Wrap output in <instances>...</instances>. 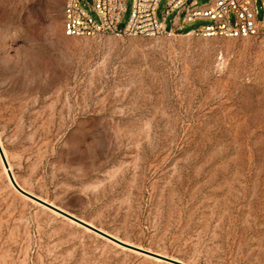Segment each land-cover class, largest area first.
<instances>
[{
    "label": "rangeland",
    "instance_id": "1",
    "mask_svg": "<svg viewBox=\"0 0 264 264\" xmlns=\"http://www.w3.org/2000/svg\"><path fill=\"white\" fill-rule=\"evenodd\" d=\"M64 7L0 0V144L16 183L185 264H264V34L186 33L202 20L174 36L68 37ZM131 13L128 0L120 32ZM0 264L168 263L20 195L0 158Z\"/></svg>",
    "mask_w": 264,
    "mask_h": 264
},
{
    "label": "built area",
    "instance_id": "2",
    "mask_svg": "<svg viewBox=\"0 0 264 264\" xmlns=\"http://www.w3.org/2000/svg\"><path fill=\"white\" fill-rule=\"evenodd\" d=\"M98 16L95 21L80 4V0H65L64 34L68 37L94 38L103 34L120 37L174 36L185 26L202 20L211 24L186 32L196 36L249 38L264 34V21L258 22L256 0H213L208 6L197 8V0L188 5L187 0H167L163 22L156 17L160 0H132V13L128 25L120 32L125 4L128 0H91ZM264 8V0H261ZM177 13L170 29L165 22ZM231 17L234 22H231ZM183 33V32H181Z\"/></svg>",
    "mask_w": 264,
    "mask_h": 264
},
{
    "label": "water",
    "instance_id": "3",
    "mask_svg": "<svg viewBox=\"0 0 264 264\" xmlns=\"http://www.w3.org/2000/svg\"><path fill=\"white\" fill-rule=\"evenodd\" d=\"M0 158H1V161H2V164L4 166V169L6 171V174H7V177L9 179V181L11 182L12 186L14 187V189L22 196H24L25 198L37 203L38 205L58 214L59 216L71 221L72 223L76 224V225H79L85 229H87L88 231L124 248V249H127V250H130V251H133V252H136L138 254H142L144 256H147V257H150V258H153L157 261H162V262H165V263H168V264H185V263H182L180 261H176V260H173V259H170V258H167V257H164V256H161V255H158V254H155V253H152V252H149V251H146V250H143V249H140V248H137L135 246H132V245H129V244H126L122 241H120L119 239L99 230L98 228L72 216L71 214L69 213H66L64 212L63 210L53 206L52 204H49L45 201H43L42 199L28 193L27 191L23 190L17 183H16V180L14 179V176L10 170V167H9V164H8V161L6 159V156L4 154V151L2 149V146L0 144Z\"/></svg>",
    "mask_w": 264,
    "mask_h": 264
},
{
    "label": "bare ground",
    "instance_id": "4",
    "mask_svg": "<svg viewBox=\"0 0 264 264\" xmlns=\"http://www.w3.org/2000/svg\"><path fill=\"white\" fill-rule=\"evenodd\" d=\"M11 183V182H10ZM12 185V184H11Z\"/></svg>",
    "mask_w": 264,
    "mask_h": 264
}]
</instances>
